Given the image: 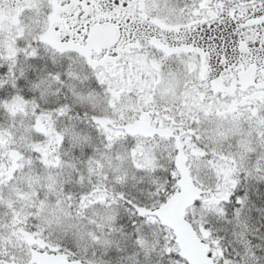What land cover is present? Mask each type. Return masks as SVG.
<instances>
[{"label":"snow or ice","instance_id":"obj_1","mask_svg":"<svg viewBox=\"0 0 264 264\" xmlns=\"http://www.w3.org/2000/svg\"><path fill=\"white\" fill-rule=\"evenodd\" d=\"M0 264H264V0H0Z\"/></svg>","mask_w":264,"mask_h":264}]
</instances>
